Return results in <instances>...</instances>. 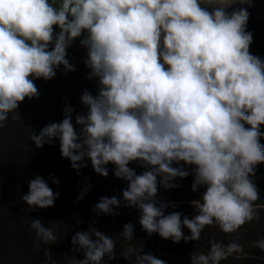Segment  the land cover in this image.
Returning <instances> with one entry per match:
<instances>
[{
    "label": "clouds",
    "instance_id": "1",
    "mask_svg": "<svg viewBox=\"0 0 264 264\" xmlns=\"http://www.w3.org/2000/svg\"><path fill=\"white\" fill-rule=\"evenodd\" d=\"M204 2L218 6L209 10L201 0H59L58 7L53 6L56 0H0V127L19 102L38 95L29 77L50 80L61 65L74 70L66 49L86 31L80 43L87 48V78H98L100 88L97 96L85 91L80 98L88 113L75 118L82 126L79 134L72 109L66 107L61 122L30 139L41 148L58 138L61 156L76 170L87 157L93 171L106 177L105 165L112 163L114 176L128 182L122 197L126 206L139 209L141 227L174 243L198 241L205 226L214 223L230 234L259 217L254 205L259 193L250 177L264 163L259 143L264 136V61L249 52L247 10L226 11L241 0ZM53 25L60 29L56 35ZM133 161L148 170L137 175L128 167ZM174 162L193 166L192 191L206 186L201 200L193 202L198 214L192 218L181 219L179 212L164 215L170 205L155 200L157 176L170 189L176 187L174 178L189 175L172 167ZM58 195L36 177L21 199L45 209ZM119 203L101 197L95 209L118 215L113 208ZM30 227L45 244L57 240L39 219ZM132 233L129 223L120 235L131 241ZM71 243L84 256L74 264H101L105 256L115 257L112 237L96 229L77 232ZM255 246L264 251V239ZM135 251L136 264H165L151 254L140 255L141 248ZM242 251L236 241L226 246L212 242L207 254H192L191 264H219ZM132 252L127 248L122 256ZM44 256L56 264L50 251Z\"/></svg>",
    "mask_w": 264,
    "mask_h": 264
},
{
    "label": "trees",
    "instance_id": "2",
    "mask_svg": "<svg viewBox=\"0 0 264 264\" xmlns=\"http://www.w3.org/2000/svg\"><path fill=\"white\" fill-rule=\"evenodd\" d=\"M201 5L209 10L218 6L208 5L204 0H201ZM241 8L242 5L236 4V7L229 6L226 11L231 13ZM53 29L54 35L60 31L56 25H53ZM245 31L252 33L250 54L264 61V21L249 13ZM86 35L87 32L82 31V35L72 40L66 49V59L74 70L65 71L61 65L55 69V76L50 80L29 77L33 79L38 95L19 102L14 113H9L4 126L0 127V264H48L45 250L50 251L56 264H74L84 256L82 250H75L78 245H72V237L77 232H88L90 229L111 236L115 242V257L108 259L105 256L101 264H136L135 250L139 248L142 249L140 255L151 254L165 261V264H191L192 254H207L212 242L226 246L233 241L238 242L243 251L233 253L219 264H264V251L255 246L256 241L264 239V163L256 165L255 174L250 177L259 193V199L254 202L258 219L230 234L221 231L214 223L205 226L198 241L186 242L181 239L174 243L171 239H162L158 233L147 234L139 223L140 213L136 215L134 211L130 212L124 199L107 186V181L114 176L115 166L112 163L106 165L108 175L102 177L93 171L87 157L80 162L84 165L82 168L73 169L70 160L61 156L58 138L41 148L35 146L30 139L32 133L39 135L45 126L61 122L66 107L72 109L71 122L79 134L82 126L75 123V118L88 113V107L81 103L80 98L85 91L94 97L98 95V78H87L90 73L85 64L87 48L80 43ZM52 47L50 44L48 50L51 51ZM260 132L264 133V125L260 126ZM259 143L264 145V136H261ZM129 165L139 166V170L134 169L137 175L148 170L147 166L142 167L137 161L129 162L130 168ZM171 166L181 167L189 175L174 178L171 183L176 187L170 189L160 185L161 177L157 176L155 200L158 204L170 205L165 207L164 215L179 212L181 219L192 218L198 214L193 202L201 200L206 186L201 185L195 192L192 191L193 166L183 162H174ZM36 177L43 178L54 193H59L53 206L45 209L30 207L21 199L29 191V181ZM115 178L127 188V181ZM101 197L117 198L119 207H114L113 212L118 215L100 213L95 209ZM36 219L53 230L57 237L55 243L45 244L37 237L30 227ZM129 223L133 226L131 241L120 235L124 225ZM182 232L185 236L190 235L186 227H182ZM91 238L95 239L94 236ZM127 248L133 249V252L125 258L122 253Z\"/></svg>",
    "mask_w": 264,
    "mask_h": 264
},
{
    "label": "rangeland",
    "instance_id": "3",
    "mask_svg": "<svg viewBox=\"0 0 264 264\" xmlns=\"http://www.w3.org/2000/svg\"><path fill=\"white\" fill-rule=\"evenodd\" d=\"M50 3H52V0H49ZM234 0H226V3H232ZM242 3H234L233 5L236 7V4L241 6L242 8L246 9L247 12L254 15L258 20L264 21V0H241ZM216 6V4H213V6ZM54 7L59 6V0H56V3L53 5ZM232 6V5H231ZM76 39V38H75ZM73 39V40H75ZM132 169H140L139 166L129 165ZM106 167V165H105ZM100 176V175H99ZM108 184V185H107ZM105 185L112 187L121 197H122V191L126 189V187H123V182L119 181L115 178V176H112ZM123 198V197H122ZM130 212H135V214H139L140 211L136 207H129Z\"/></svg>",
    "mask_w": 264,
    "mask_h": 264
}]
</instances>
